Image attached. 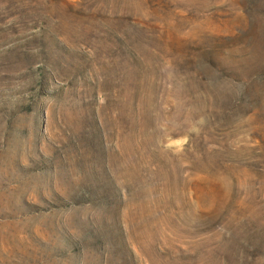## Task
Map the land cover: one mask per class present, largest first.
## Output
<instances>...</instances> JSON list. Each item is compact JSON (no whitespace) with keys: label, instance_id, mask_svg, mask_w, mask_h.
I'll return each mask as SVG.
<instances>
[{"label":"rangeland","instance_id":"374dc122","mask_svg":"<svg viewBox=\"0 0 264 264\" xmlns=\"http://www.w3.org/2000/svg\"><path fill=\"white\" fill-rule=\"evenodd\" d=\"M0 264H264V0H0Z\"/></svg>","mask_w":264,"mask_h":264}]
</instances>
